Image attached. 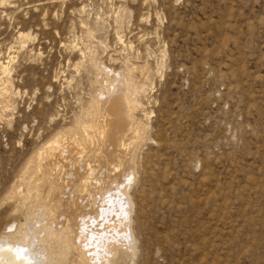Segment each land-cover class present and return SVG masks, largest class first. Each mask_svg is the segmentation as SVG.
I'll return each instance as SVG.
<instances>
[{
	"label": "rangeland",
	"instance_id": "374dc122",
	"mask_svg": "<svg viewBox=\"0 0 264 264\" xmlns=\"http://www.w3.org/2000/svg\"><path fill=\"white\" fill-rule=\"evenodd\" d=\"M0 60V234L30 208L10 189L98 78L144 65L117 264H264V0H0Z\"/></svg>",
	"mask_w": 264,
	"mask_h": 264
},
{
	"label": "bare ground",
	"instance_id": "6f19581e",
	"mask_svg": "<svg viewBox=\"0 0 264 264\" xmlns=\"http://www.w3.org/2000/svg\"><path fill=\"white\" fill-rule=\"evenodd\" d=\"M8 64L0 60L1 73ZM143 66H133L110 85L103 81L107 75H97L101 86L89 109L33 155L27 177L22 175L9 193L23 202L32 198L30 208L24 222L9 223L0 234V264H117L131 255V203L124 182L135 174L145 126L135 121L131 97L143 89L148 75ZM114 185L123 188L106 203ZM117 205L121 211L113 221L97 220Z\"/></svg>",
	"mask_w": 264,
	"mask_h": 264
}]
</instances>
